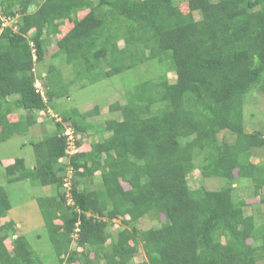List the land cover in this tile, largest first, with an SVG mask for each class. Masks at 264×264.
Masks as SVG:
<instances>
[{
    "label": "trees",
    "instance_id": "trees-1",
    "mask_svg": "<svg viewBox=\"0 0 264 264\" xmlns=\"http://www.w3.org/2000/svg\"><path fill=\"white\" fill-rule=\"evenodd\" d=\"M0 8V142L27 133L38 122L36 112L49 116L74 81L84 87L149 62L170 64L176 74L174 81L167 72L150 75L124 92V103L60 111V119L53 117L57 131L32 142L35 165L20 157L5 167L9 183L66 188L59 198H38L61 264L264 260V229L245 213L246 200L235 197L234 186L250 179L255 195L264 191V164L251 160L253 150L264 148V134L244 120L246 95L264 94V0H0ZM53 43L52 56L64 55L76 75L64 81L51 64L41 74V93L34 68ZM14 109L29 115L12 121ZM108 112L122 117L108 118L102 129L90 120ZM68 126L79 148L82 136L87 140L97 129L102 136L68 154ZM195 171L224 182L192 189ZM97 175L102 185L90 189ZM11 207L0 185V220ZM146 216L157 226L141 229ZM110 226L118 228L115 239ZM140 249L145 258L136 260ZM0 264H41L13 220L0 225Z\"/></svg>",
    "mask_w": 264,
    "mask_h": 264
},
{
    "label": "rangeland",
    "instance_id": "rangeland-1",
    "mask_svg": "<svg viewBox=\"0 0 264 264\" xmlns=\"http://www.w3.org/2000/svg\"><path fill=\"white\" fill-rule=\"evenodd\" d=\"M40 1V0H38ZM35 4H32L29 7V11L35 10ZM2 7V6H1ZM187 10V7H184ZM2 8H0V11ZM85 11L79 13L80 16H83ZM16 19L11 21L4 19L5 25H13ZM68 26H63L62 30L67 29ZM53 39V37H52ZM123 40L119 41V45L123 46ZM51 50L48 54V58L44 59L41 62L35 64V73L38 78L37 83L38 87L43 90L41 74L44 75L47 72V69L51 64L57 66L59 69V75L63 77L64 81L74 80L75 67L74 64H68L66 62L65 56L60 55L58 57H53L56 46H51ZM158 62H149L146 65L141 67H135L127 71L115 74L113 76L103 78L100 81H97L92 84H88L84 87H80V82L74 81L75 84L71 85L69 89L66 90V95L57 98L56 101V110L51 108L49 116L42 115L39 112L37 116L39 117L38 123L30 127L29 131L25 134H14L8 140L0 142V185L5 188L7 191L12 207L9 210L6 218L0 220V225L4 224L9 220H13L18 234H26L29 241L32 244V247L37 252L41 264H61L59 257L54 251L53 245L50 241L49 233L46 229L44 219L40 210L38 203V198L43 197H60L58 191H65V187L58 190L55 185L43 186L38 182H32L30 180H23L20 182L9 183L7 181V175L5 167L7 164L11 163L16 158H24L26 165L28 167H33L36 162L35 151L32 145V142H39L44 140L48 136L54 134L56 130L55 118L61 117L60 111L64 112L73 107H78L80 110H89L92 109L95 105H99L101 108L109 106L111 103L118 101L124 103L126 100L124 98V92L132 89L137 83L148 79L151 76L156 77L159 74H166L171 81L176 79L175 71L170 70L168 67L170 64L162 63L157 65ZM168 69V70H167ZM99 70V69H98ZM72 80V81H73ZM82 86V85H81ZM17 110V109H15ZM13 110L11 117L20 118L22 115H29V113L18 114L16 116V111ZM20 110L19 113H21ZM244 120L245 127L249 130H257L264 134V94L259 93L257 90H253L248 93L245 97L244 104ZM122 115L120 112L114 113H104L92 117L90 120L94 121L95 125L98 127H103L105 121L108 118H117L121 119ZM60 119V118H59ZM101 127V129H102ZM96 128V127H95ZM101 131V130H100ZM100 131L93 132V129L90 132L91 137L89 139H82L81 137V148L77 145L76 137V147L77 152L79 149L84 150L88 148L87 141H95L101 138ZM81 136V135H80ZM79 136V137H80ZM230 141H234L235 135L227 134ZM91 143V142H90ZM69 151L74 150L73 148L67 147ZM251 160L257 164H264V148L255 149L252 151ZM200 160L199 156L195 155V161L198 163ZM63 161V160H62ZM66 179L68 189L71 188V178L73 173L67 171ZM190 186L192 189H197L200 186H204L209 189H218L223 184L224 181L212 179L207 180L201 178L199 172L195 171L189 177ZM226 184V182H225ZM255 183L250 179H242L238 181L234 186L236 187L237 199H245V213L247 215H252L256 221L257 229H264V204L261 203V197L264 194V191H259L262 195H255L253 192L255 190ZM102 185V179L99 175L95 176L93 181L89 183L88 187L90 189L100 188ZM125 187H128L126 182H123ZM66 197H70L69 191L66 192ZM71 199H69V202ZM116 223H120L121 219H116ZM57 222V221H56ZM157 226V222L154 221L152 217H144L139 221V227L151 228ZM117 226H110V231L113 232L114 239L116 238L118 228ZM16 237V236H14ZM251 242V240H249ZM7 244L11 247V239L7 240ZM76 245L73 244L72 248H75ZM144 252L142 249L137 253L136 260L144 259ZM259 264H264V260L259 261Z\"/></svg>",
    "mask_w": 264,
    "mask_h": 264
},
{
    "label": "built area",
    "instance_id": "built-area-1",
    "mask_svg": "<svg viewBox=\"0 0 264 264\" xmlns=\"http://www.w3.org/2000/svg\"><path fill=\"white\" fill-rule=\"evenodd\" d=\"M37 88H38V91H40L41 93H43L42 89H40L38 87V85H37ZM65 134L67 135V144H68V147L74 149L72 151H69L67 149V153L68 154L76 153L77 152V147H76V133H75V130L72 127L68 126L66 128V130H65Z\"/></svg>",
    "mask_w": 264,
    "mask_h": 264
},
{
    "label": "crops",
    "instance_id": "crops-1",
    "mask_svg": "<svg viewBox=\"0 0 264 264\" xmlns=\"http://www.w3.org/2000/svg\"><path fill=\"white\" fill-rule=\"evenodd\" d=\"M34 70H35V68H34ZM36 74V73H35ZM46 74H44V76H45ZM39 80L37 79V83H40V82H38ZM37 83H36V85H37ZM15 110V109H14ZM20 110H22V109H17V110H15L16 111V113H14V114H16V116L18 117V114H23V112L24 113H26V111H21V113H19L20 112ZM13 113V112H12ZM9 117H10V120H12V121H15V120H18L19 118H13V117H11V114L9 115ZM38 119H39V117H38ZM39 122V121H38ZM37 122V123H38Z\"/></svg>",
    "mask_w": 264,
    "mask_h": 264
},
{
    "label": "water",
    "instance_id": "water-1",
    "mask_svg": "<svg viewBox=\"0 0 264 264\" xmlns=\"http://www.w3.org/2000/svg\"><path fill=\"white\" fill-rule=\"evenodd\" d=\"M63 161H64V162H66V161H67V159H66V158H64V159H63Z\"/></svg>",
    "mask_w": 264,
    "mask_h": 264
},
{
    "label": "clouds",
    "instance_id": "clouds-1",
    "mask_svg": "<svg viewBox=\"0 0 264 264\" xmlns=\"http://www.w3.org/2000/svg\"><path fill=\"white\" fill-rule=\"evenodd\" d=\"M13 20H15V19H12L11 21H13ZM15 22H16V21H15ZM42 91H43V90H42ZM63 159H64V158H63ZM63 159H62V160H63ZM66 159H67V158H66Z\"/></svg>",
    "mask_w": 264,
    "mask_h": 264
}]
</instances>
